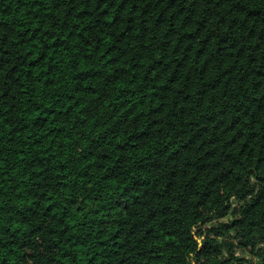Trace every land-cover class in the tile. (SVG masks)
<instances>
[{"label": "trees", "instance_id": "obj_1", "mask_svg": "<svg viewBox=\"0 0 264 264\" xmlns=\"http://www.w3.org/2000/svg\"><path fill=\"white\" fill-rule=\"evenodd\" d=\"M264 264V0H0V264Z\"/></svg>", "mask_w": 264, "mask_h": 264}, {"label": "rangeland", "instance_id": "obj_2", "mask_svg": "<svg viewBox=\"0 0 264 264\" xmlns=\"http://www.w3.org/2000/svg\"><path fill=\"white\" fill-rule=\"evenodd\" d=\"M244 258L246 259L247 262H249V264H256L257 263L256 258L254 259V257L252 255L246 254V255H244Z\"/></svg>", "mask_w": 264, "mask_h": 264}]
</instances>
